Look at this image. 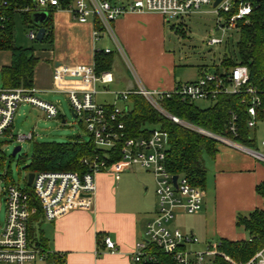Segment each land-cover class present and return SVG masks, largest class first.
<instances>
[{"label":"built area","instance_id":"2783aa9c","mask_svg":"<svg viewBox=\"0 0 264 264\" xmlns=\"http://www.w3.org/2000/svg\"><path fill=\"white\" fill-rule=\"evenodd\" d=\"M133 0L129 3H116L112 0H72L65 8L72 18L80 24L93 22L94 40L105 34L114 40L111 24L114 20L129 13H154L165 21L183 22L193 15H199L204 7H210L207 14L217 17V29L234 30L239 34V24H246L249 16L257 8L260 0ZM2 6H6L3 0ZM63 9L58 0H33L29 6L15 7V14L34 15L40 12L48 13ZM38 28L27 29L26 37L36 41ZM218 39H209L207 45L221 44ZM116 48L122 53L119 45ZM111 53L109 49L103 51ZM220 65V64H219ZM210 71L202 70L198 78L192 82L176 85L171 91L149 90L139 86L135 91L116 94V98L128 103L131 94L142 96L145 101L158 113L173 123L190 131L216 140L257 158L264 164V154L236 143L232 139L214 135L200 127L168 114L160 106L163 98L178 97L182 102L204 100L213 102L221 95L248 96L247 114L248 128L256 124L257 111L262 107L261 89L250 85L249 71L246 66L235 65L233 68ZM264 81V78H263ZM112 82L108 72L95 74L94 66H55L53 68V87L57 93L67 97L75 120L84 125L93 145L99 150L114 152L119 147V160L112 164L106 159L94 156L86 158L83 164L88 171L79 175L72 172L33 173L31 194L24 187L8 185L3 189L5 202V220L0 223V264H50L51 254L47 249L37 245L30 238L28 228L31 218L37 213L32 204L31 195L37 202L41 219L54 222L73 210L88 209L96 191L95 177L100 173H109L118 181L120 174L129 167H139L151 173L154 179L156 196V211L145 230V241L137 242L130 254L132 264H147L155 262V257L148 251L152 244L166 255L172 257L176 264H205L220 253L216 247H209L202 252L187 249V246L198 242L192 234H183L171 225L177 211L193 215L202 207V191L200 187L190 184L183 176L170 174L165 167L167 136L160 130H152L147 137L126 138L121 122L125 110L117 106L99 105L95 100L96 85H106ZM20 104L28 105L39 110L45 118L56 119L59 115L57 105L46 102L36 96L31 88L3 89L0 87V137L10 135L13 118ZM235 116L229 123V131L236 136L234 126ZM33 139L32 134L17 137L18 141ZM264 144V143H263ZM28 175V174H27ZM177 176L175 183L172 177ZM1 180V178H0ZM106 250L115 252L116 247L109 238H104ZM60 257V256H59ZM225 258V257H224ZM62 260V258H61ZM230 264H264V248L257 252L245 263H234L225 258ZM54 264V263H51Z\"/></svg>","mask_w":264,"mask_h":264},{"label":"crops","instance_id":"0c3cea01","mask_svg":"<svg viewBox=\"0 0 264 264\" xmlns=\"http://www.w3.org/2000/svg\"><path fill=\"white\" fill-rule=\"evenodd\" d=\"M112 1L125 4L133 0ZM51 19L52 46L46 51L34 52L38 63L33 71L32 87L43 101L59 104L53 87L55 66H94V55L106 49L111 51L112 64L105 72L111 74L112 82L96 85L95 100L99 105H114L111 99L102 101L97 97L112 95L109 89L113 85L120 92H132L139 86L171 91L176 85L195 81L199 76V65L189 70L177 68L175 55L168 49L166 21L158 14L129 13L117 18L111 24L114 40L105 34L94 40V23L80 24L65 9L53 11ZM10 61V53L0 51V70ZM60 118L64 123V116ZM258 122L262 121H256L249 128L254 139L252 149L264 154V137L259 144L256 141ZM217 149L215 157H203L206 179L203 190L200 188V211L193 215L177 211L171 225L197 238L193 247L187 246L195 252L216 247L221 240H247V233L236 226L237 217L264 207L255 191L264 181V164L222 143ZM95 184L90 208L73 210L54 222L35 221V236L39 235L51 254L62 258L61 264H132L133 247L146 240V225L156 211L153 176L139 167H129L118 181L109 173H100L95 177ZM104 238L114 243L115 252L105 249Z\"/></svg>","mask_w":264,"mask_h":264},{"label":"trees","instance_id":"16d2710c","mask_svg":"<svg viewBox=\"0 0 264 264\" xmlns=\"http://www.w3.org/2000/svg\"><path fill=\"white\" fill-rule=\"evenodd\" d=\"M2 1L0 0V51H8L11 61L8 66L0 70V87L3 89L31 88L33 71L38 59L34 56L32 48L18 47L14 43L13 19L18 14L13 12V8L29 6L33 0H4L6 6L1 5ZM71 1L58 0L63 9ZM52 13L53 11L50 10L47 19L37 26L45 30L40 44H47L50 47L53 42ZM18 16L26 29L36 27L31 15L19 14ZM239 27L238 41L232 51L224 53L219 66L225 69L233 68L235 65L246 66L249 71L250 85L261 89L264 86V0L258 2L257 8L249 16L247 23L239 24ZM176 33L183 34L179 29ZM34 42L37 43V41ZM93 64L96 75L108 71L112 64V55L98 52L94 55ZM205 69L208 68L199 66V74ZM218 70L216 66L215 71ZM259 96L262 107L257 111L256 121H264V94ZM247 100L248 96L221 95L211 102L208 108L200 109L195 106L194 102H182L178 97L173 96L163 98L160 106L168 114L180 120L252 149L254 139L250 136L251 130L247 126L250 119L247 114ZM128 103L130 107L125 110L121 119L126 138L147 137L155 129L149 130L146 127L148 125L157 127V130L164 132L167 136L168 149L165 159L167 171L172 175L185 177L190 184L203 190L206 179L203 157H215L219 143L173 123L155 111L140 95L131 94L128 97ZM232 116L236 118L233 122L236 136L229 131ZM8 133L7 131L6 134ZM118 150L119 147L111 153L99 150L93 145L91 139L85 142L78 138L67 144L35 143L30 164L26 170L28 173L72 172L83 175L88 171L87 166L83 164L84 159L94 156L106 159L105 155L108 156L109 153V158L106 160L108 164H112L120 158ZM7 177L5 175L4 179ZM25 191L31 194L28 185H25ZM255 191L263 200L264 205V181L256 186ZM31 200L37 213L31 218L28 228L29 236L36 240L37 245L46 249L41 238L35 236L36 230L33 224L41 219V213L33 195H31ZM236 226L247 233L248 239L244 241L221 240L216 246L220 255L214 256L205 264H230L225 258L234 263H245L264 248V207L262 210L250 212L247 216L239 215L236 219ZM148 251L154 255L155 262L147 264H176L171 256L166 255L152 244L148 245ZM50 259V264H61V257L57 255H51Z\"/></svg>","mask_w":264,"mask_h":264},{"label":"rangeland","instance_id":"374dc122","mask_svg":"<svg viewBox=\"0 0 264 264\" xmlns=\"http://www.w3.org/2000/svg\"><path fill=\"white\" fill-rule=\"evenodd\" d=\"M210 7H204L201 14L186 18L183 22L166 21L168 49L174 53L176 66L178 69L189 70L191 67L206 66L210 71H215L216 66L224 53L232 51L235 43L238 41V33L234 30L217 29V17L213 14H207ZM14 30L13 37L18 47L32 48L34 52L46 51L49 49L47 44H40L30 41L26 37L27 29L22 24L20 16L16 15L13 19ZM173 27V28H172ZM183 34L176 33V30ZM209 39H218L222 43L209 46ZM227 46V49H226ZM223 70V68H220ZM113 85L110 87V94L122 93L119 87ZM112 95L97 96L98 100L111 99L113 104L120 109L130 107V104L120 99L115 100ZM55 103L59 109V117L48 119L36 108L20 104L12 122V132L10 135L0 137V223L5 220V202L2 195L3 189L8 185H18L24 187L25 178L28 174L26 168L30 164L33 144L35 143H71L75 139H82L85 142L90 140L83 124L71 117V109L64 94L57 93ZM116 97V96H115ZM195 106L200 109H206L211 102L197 100ZM60 116H64V123ZM257 138L259 144L264 137V121L256 125ZM149 130L157 129L155 126L148 125ZM255 129H252V131ZM33 135V139L18 141L17 137ZM20 147V151L14 158H11L14 148ZM144 172V171H143ZM145 173V172H144ZM7 175V179L4 176ZM37 238L39 235L36 236ZM193 245V244H192ZM190 245V247H193ZM192 249V248H191Z\"/></svg>","mask_w":264,"mask_h":264},{"label":"water","instance_id":"95a60500","mask_svg":"<svg viewBox=\"0 0 264 264\" xmlns=\"http://www.w3.org/2000/svg\"><path fill=\"white\" fill-rule=\"evenodd\" d=\"M218 1L219 0H216L213 6H215ZM46 19H47V13L45 12L32 15L33 23L36 24V26H40V24H42ZM44 34H45L44 28H38L37 33H36V41L38 43L42 42L44 38ZM71 117L75 118L73 113H71ZM19 151H20V147L14 148V150L12 151L11 157L14 158ZM33 177H34L33 173H28L27 175V185L28 186L31 185ZM176 179H177V176H173L172 182L175 183Z\"/></svg>","mask_w":264,"mask_h":264}]
</instances>
